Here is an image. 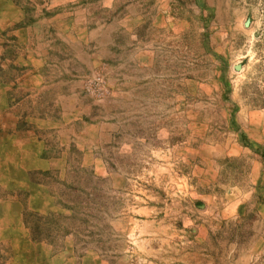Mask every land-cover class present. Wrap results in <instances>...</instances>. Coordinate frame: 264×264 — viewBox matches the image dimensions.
<instances>
[{"label":"rangeland","instance_id":"1","mask_svg":"<svg viewBox=\"0 0 264 264\" xmlns=\"http://www.w3.org/2000/svg\"><path fill=\"white\" fill-rule=\"evenodd\" d=\"M155 221L264 264V0H0V264H153Z\"/></svg>","mask_w":264,"mask_h":264},{"label":"crops","instance_id":"2","mask_svg":"<svg viewBox=\"0 0 264 264\" xmlns=\"http://www.w3.org/2000/svg\"><path fill=\"white\" fill-rule=\"evenodd\" d=\"M194 223H196L197 226L199 227H204L206 225L204 220H200V217L197 215L196 219L194 220ZM170 224L168 223L167 226V231L163 233V231H161V228L157 226V222L155 221L154 223L151 224V230H147V233H142L145 236H142V234H137V236H140L138 239V242L140 241L141 244L145 243V244H149L148 247L147 246H141L137 248L138 253L141 255H145V256H157V260L153 261V264H172L173 257L167 255L166 257L164 256L163 252H166L167 249L165 250L164 247V243L168 246L170 245V230L169 227ZM174 228V227H173ZM197 229H193V231H196ZM160 233H163L162 235H160ZM152 235V236H151ZM196 235V234H195ZM174 236V231L171 234V237ZM201 237H204V235L202 233L197 234L193 239L195 241H201ZM160 240V241H159ZM162 241V242H161ZM161 242V244H160ZM154 243H158V247H154ZM163 252H162V251ZM161 253V256H160ZM204 256H205V252H203L200 248H194L192 249L190 252L187 253V257L185 258L184 262L185 264H203L204 261ZM175 262V261H174Z\"/></svg>","mask_w":264,"mask_h":264},{"label":"water","instance_id":"3","mask_svg":"<svg viewBox=\"0 0 264 264\" xmlns=\"http://www.w3.org/2000/svg\"><path fill=\"white\" fill-rule=\"evenodd\" d=\"M248 24V21H246V25ZM239 66H236V68L238 69Z\"/></svg>","mask_w":264,"mask_h":264},{"label":"bare ground","instance_id":"4","mask_svg":"<svg viewBox=\"0 0 264 264\" xmlns=\"http://www.w3.org/2000/svg\"><path fill=\"white\" fill-rule=\"evenodd\" d=\"M4 210V209H3Z\"/></svg>","mask_w":264,"mask_h":264}]
</instances>
